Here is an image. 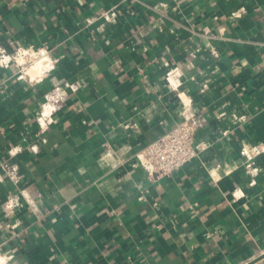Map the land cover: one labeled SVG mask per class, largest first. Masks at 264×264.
<instances>
[{"label":"crops","instance_id":"obj_1","mask_svg":"<svg viewBox=\"0 0 264 264\" xmlns=\"http://www.w3.org/2000/svg\"><path fill=\"white\" fill-rule=\"evenodd\" d=\"M18 47L38 58L30 80L0 63L7 264L264 252V0H0V49ZM191 115L197 156L147 179L139 151Z\"/></svg>","mask_w":264,"mask_h":264},{"label":"built area","instance_id":"obj_2","mask_svg":"<svg viewBox=\"0 0 264 264\" xmlns=\"http://www.w3.org/2000/svg\"><path fill=\"white\" fill-rule=\"evenodd\" d=\"M108 12L109 10H102L100 15H106ZM37 58L38 53L29 47H18L12 54L0 49V63L3 65L13 63L19 76L28 80L31 79L28 75V68L36 62ZM179 72L176 67H170L165 73V79L175 89L181 105L190 109V97L179 89L181 84ZM200 125L201 120L197 116L185 117L142 147L138 154V160L147 179L168 176L197 156L199 145L195 143V133ZM5 206L6 208L11 206V202H6Z\"/></svg>","mask_w":264,"mask_h":264},{"label":"clouds","instance_id":"obj_3","mask_svg":"<svg viewBox=\"0 0 264 264\" xmlns=\"http://www.w3.org/2000/svg\"><path fill=\"white\" fill-rule=\"evenodd\" d=\"M8 259H10V258L9 257L0 256V264H7V260Z\"/></svg>","mask_w":264,"mask_h":264},{"label":"water","instance_id":"obj_4","mask_svg":"<svg viewBox=\"0 0 264 264\" xmlns=\"http://www.w3.org/2000/svg\"><path fill=\"white\" fill-rule=\"evenodd\" d=\"M263 256H264V252L261 253L259 256L255 257L254 259L250 260V261L247 262L246 264H251V263H253L256 259H259V258H261V257H263Z\"/></svg>","mask_w":264,"mask_h":264}]
</instances>
